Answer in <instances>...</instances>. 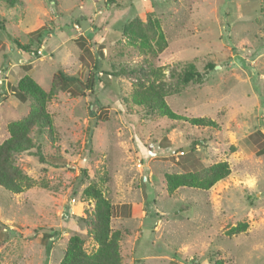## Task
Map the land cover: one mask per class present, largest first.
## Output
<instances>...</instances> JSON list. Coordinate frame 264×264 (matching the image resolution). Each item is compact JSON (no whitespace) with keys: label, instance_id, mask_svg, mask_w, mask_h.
<instances>
[{"label":"rangeland","instance_id":"374dc122","mask_svg":"<svg viewBox=\"0 0 264 264\" xmlns=\"http://www.w3.org/2000/svg\"><path fill=\"white\" fill-rule=\"evenodd\" d=\"M135 19L148 39L151 21L163 33L157 55L124 33ZM188 64L202 81L175 91ZM157 67L167 105L214 127L131 102ZM60 71L74 80L54 85ZM26 75L51 125L14 156L28 185L0 187V264H60L75 234L94 251L91 183L122 231L119 264H264V0L0 1V142L34 104L17 92ZM221 161L230 173L209 189L168 191L165 174Z\"/></svg>","mask_w":264,"mask_h":264},{"label":"trees","instance_id":"16d2710c","mask_svg":"<svg viewBox=\"0 0 264 264\" xmlns=\"http://www.w3.org/2000/svg\"><path fill=\"white\" fill-rule=\"evenodd\" d=\"M13 6L18 0H0ZM152 31L151 39L140 28L138 20H133L124 26V33L132 39L140 40V47L154 55L161 52L166 47V40L163 33L158 29L156 22L151 21L148 25ZM154 40V44L150 42ZM16 48L21 52L28 53L31 50L29 45L21 44L18 40L13 41ZM210 68L213 65H209ZM148 73L154 76L151 81L138 82L130 94L131 102L149 114H156L167 117L188 121L192 125L214 127L213 120L204 117H185L175 113L165 102V93L162 89L163 82L159 79L162 75L159 67L150 68ZM178 79V85L174 89L179 91L180 86H185L190 82L202 81V74L199 73L192 64H188L183 69ZM74 78L65 75L61 71L55 77L54 85H64ZM157 81V82H155ZM57 83V84H56ZM17 92L21 98H31L34 101L30 111L23 118L12 121L7 126V137L0 142V187L11 192L19 193L28 185V178L18 165L15 164L14 156L18 153L29 152L34 147L32 132L34 129H49L50 118L45 109L46 94L29 76H24L17 85ZM264 152V147L259 149ZM41 160L43 156L39 154ZM85 173V169H82ZM230 173L229 165L226 161L216 162L199 171H187L180 174H165V183L168 191H173L180 186L209 189L217 181L224 179ZM83 195L87 199H93L94 210L88 220L89 233L97 244L94 251L87 253L83 248V239L79 235H72L69 238L64 256L60 264H119L120 263V244L122 231L112 230L110 220L113 215V205L104 196L102 189L96 184L91 183L83 190Z\"/></svg>","mask_w":264,"mask_h":264}]
</instances>
